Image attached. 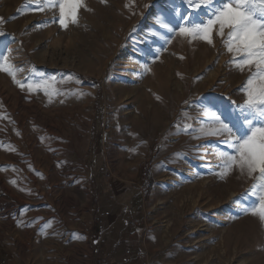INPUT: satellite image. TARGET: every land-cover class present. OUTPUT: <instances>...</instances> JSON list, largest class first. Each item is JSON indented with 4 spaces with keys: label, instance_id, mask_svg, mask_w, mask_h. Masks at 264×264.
<instances>
[{
    "label": "rangeland",
    "instance_id": "374dc122",
    "mask_svg": "<svg viewBox=\"0 0 264 264\" xmlns=\"http://www.w3.org/2000/svg\"><path fill=\"white\" fill-rule=\"evenodd\" d=\"M54 2L0 0V62L8 56L15 76L0 71V264L42 263L18 220L35 204L57 208L69 228L108 218L95 207L131 213L156 236L162 263L264 264V180L225 173L230 149L207 134L214 115L243 119L256 69L236 67L215 31L209 44L176 27L206 23L220 0H80L66 27ZM52 146L58 177L16 185L14 172L31 169L10 151L45 156Z\"/></svg>",
    "mask_w": 264,
    "mask_h": 264
},
{
    "label": "snow or ice",
    "instance_id": "6c2138e0",
    "mask_svg": "<svg viewBox=\"0 0 264 264\" xmlns=\"http://www.w3.org/2000/svg\"><path fill=\"white\" fill-rule=\"evenodd\" d=\"M196 3L207 6L206 0L203 3L196 0ZM80 6V0H55L49 4L51 8H59V23L63 27H66V19L77 22L76 10ZM176 27L181 35L199 36L209 44H212L211 34L215 31L223 38L228 52L239 57L232 61L236 67L256 69L242 89L245 94L244 104L240 106L243 119L230 124L214 115L215 127L207 134L224 137L223 143L230 149L220 154L225 173L239 168L249 176L258 173V179L264 180V0H220V6L211 12L206 23L189 18L183 26ZM2 61L0 71L13 75V66L4 63L8 56L2 57ZM20 86L23 88L24 84ZM253 214H256L255 209ZM259 216L264 221V200L260 203Z\"/></svg>",
    "mask_w": 264,
    "mask_h": 264
},
{
    "label": "crops",
    "instance_id": "0c3cea01",
    "mask_svg": "<svg viewBox=\"0 0 264 264\" xmlns=\"http://www.w3.org/2000/svg\"><path fill=\"white\" fill-rule=\"evenodd\" d=\"M10 152L13 161H20L21 157H25L24 167L31 169L25 173L14 172L16 185L20 182L37 183L42 177H58L59 163L63 159L54 146L44 151L45 156H42L43 151H40V155L33 151H26V155L22 150L12 149ZM7 161V157L0 154V166L6 167ZM45 168L54 169V172ZM31 207L18 220L24 222L22 226L29 235L26 242H23L24 247L31 248L33 245L35 255L42 263L48 258L51 259V264H183V256L169 255L163 263L159 256L156 258L154 254L163 253L155 250L159 244L155 241L156 236L151 235L148 229H142L141 221L136 220L131 213H118L114 209L101 213L95 207L97 216L108 218H100L101 221L97 219L90 225L88 214L84 224L78 223L69 228L59 224L57 208L52 210L53 208L48 209L40 204ZM19 231L21 229H16L12 234Z\"/></svg>",
    "mask_w": 264,
    "mask_h": 264
},
{
    "label": "trees",
    "instance_id": "16d2710c",
    "mask_svg": "<svg viewBox=\"0 0 264 264\" xmlns=\"http://www.w3.org/2000/svg\"><path fill=\"white\" fill-rule=\"evenodd\" d=\"M84 79H86V78H84ZM141 172H142V175H143L144 179H146L147 176H148V174H149L148 169L147 168L146 169L142 168V171ZM144 182H147V179Z\"/></svg>",
    "mask_w": 264,
    "mask_h": 264
},
{
    "label": "bare ground",
    "instance_id": "6f19581e",
    "mask_svg": "<svg viewBox=\"0 0 264 264\" xmlns=\"http://www.w3.org/2000/svg\"><path fill=\"white\" fill-rule=\"evenodd\" d=\"M210 62H211V61H210ZM173 80H174V79H173ZM147 81H148V80H147ZM176 86H177V85H176ZM221 222H222V221H221ZM221 222H220V223H221Z\"/></svg>",
    "mask_w": 264,
    "mask_h": 264
}]
</instances>
